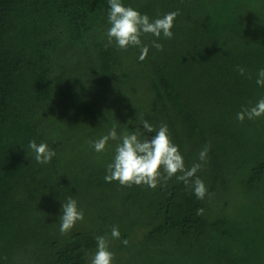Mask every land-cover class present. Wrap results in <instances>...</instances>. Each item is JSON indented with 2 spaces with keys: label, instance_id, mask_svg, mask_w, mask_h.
Returning <instances> with one entry per match:
<instances>
[{
  "label": "trees",
  "instance_id": "obj_1",
  "mask_svg": "<svg viewBox=\"0 0 264 264\" xmlns=\"http://www.w3.org/2000/svg\"><path fill=\"white\" fill-rule=\"evenodd\" d=\"M121 2L150 21L179 11L172 39L141 36L144 61L108 45V0H0V264H90L98 236L112 264H264V116L236 118L264 98V0L219 24L207 0ZM144 120L167 125L186 168L210 146L196 173L210 196L175 176L155 189L104 180L119 141L93 143L113 126L150 139ZM69 198L84 220L61 234Z\"/></svg>",
  "mask_w": 264,
  "mask_h": 264
},
{
  "label": "clouds",
  "instance_id": "obj_2",
  "mask_svg": "<svg viewBox=\"0 0 264 264\" xmlns=\"http://www.w3.org/2000/svg\"><path fill=\"white\" fill-rule=\"evenodd\" d=\"M109 12L107 21L110 27L106 31L108 45L113 41L120 49L129 47H139L141 49L139 60L144 61L148 55L149 48L142 44L141 36L151 34L156 38L161 35L165 39H172L174 20L179 15V11L165 14L162 18L151 20L148 15L141 14L132 7L124 6L121 0H108ZM152 47L157 51L163 50V45L152 41ZM241 76L245 74L243 68H238ZM251 78V77H249ZM256 84L264 87V69L257 73ZM264 116V98L260 99L255 106L244 108L237 113V119L243 122L245 118L253 120ZM142 126L146 133H154L151 138L146 135L140 138V134L131 133L118 136L115 126L107 135L93 143L96 152H103L109 140L119 141L115 148V155L111 163L107 165L104 180L111 183L118 181L121 186L131 187L132 185H147L155 189L159 184L166 182L172 177L183 181L186 186L191 187L198 199L203 200L206 195H211L208 189L196 173L201 170L204 162L207 161L210 146L206 145L199 152L201 163L193 164L191 168H186L183 156L178 146L170 139L167 125H161L158 130L146 120L142 121ZM28 148L35 154L34 158L38 164H48L56 155L46 143L37 144L35 140L29 142ZM179 174V175H178ZM195 177V178H194ZM194 178V179H192ZM60 232L66 234L76 225L77 221L84 220L82 210H78L76 200L69 198L62 206ZM203 209L197 210V215L203 214ZM120 231L117 227L111 229V237L120 239ZM127 246L129 241L122 240ZM97 251L91 259L90 264H112L114 254L109 251V241L105 236L96 237Z\"/></svg>",
  "mask_w": 264,
  "mask_h": 264
},
{
  "label": "rangeland",
  "instance_id": "obj_3",
  "mask_svg": "<svg viewBox=\"0 0 264 264\" xmlns=\"http://www.w3.org/2000/svg\"><path fill=\"white\" fill-rule=\"evenodd\" d=\"M263 0H207L209 4L210 17L212 24H219L225 20H231L234 17V7L238 3H245L248 7L256 9ZM233 199L242 201V196L238 191L233 190Z\"/></svg>",
  "mask_w": 264,
  "mask_h": 264
}]
</instances>
